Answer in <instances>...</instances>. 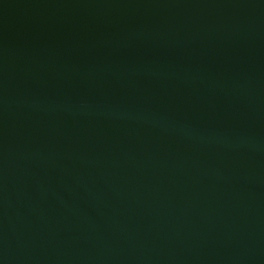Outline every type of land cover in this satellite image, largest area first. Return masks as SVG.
Here are the masks:
<instances>
[{"label":"water","instance_id":"obj_1","mask_svg":"<svg viewBox=\"0 0 264 264\" xmlns=\"http://www.w3.org/2000/svg\"><path fill=\"white\" fill-rule=\"evenodd\" d=\"M0 264H264V0H0Z\"/></svg>","mask_w":264,"mask_h":264}]
</instances>
